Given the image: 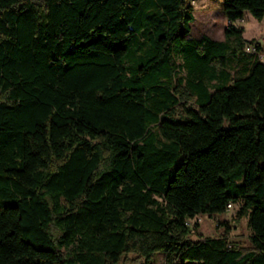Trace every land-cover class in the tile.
Masks as SVG:
<instances>
[{"label": "trees", "instance_id": "1", "mask_svg": "<svg viewBox=\"0 0 264 264\" xmlns=\"http://www.w3.org/2000/svg\"><path fill=\"white\" fill-rule=\"evenodd\" d=\"M194 0H0V264H264V63ZM239 204L247 245L192 237Z\"/></svg>", "mask_w": 264, "mask_h": 264}, {"label": "rangeland", "instance_id": "2", "mask_svg": "<svg viewBox=\"0 0 264 264\" xmlns=\"http://www.w3.org/2000/svg\"><path fill=\"white\" fill-rule=\"evenodd\" d=\"M193 6L196 21L192 24L191 36L199 38L202 35H208L214 40H222L226 20L223 14V0H194ZM241 21H243L241 25L245 29V36L259 38L256 41L261 42L260 44L264 47V20L260 22L246 13L244 19L236 21L235 25H239ZM239 208V204H234L233 208L223 215H201L191 221V227L195 224H198L199 227L192 239L197 240L200 237L221 238L228 233L231 243L247 245L251 232L248 229L246 218L239 221L236 219Z\"/></svg>", "mask_w": 264, "mask_h": 264}, {"label": "built area", "instance_id": "3", "mask_svg": "<svg viewBox=\"0 0 264 264\" xmlns=\"http://www.w3.org/2000/svg\"><path fill=\"white\" fill-rule=\"evenodd\" d=\"M247 49H254V50L261 52V60H259V61L264 63V48L262 47V45L259 42L255 41L253 43L246 44L244 51ZM232 208H233L232 205L228 206V210H230Z\"/></svg>", "mask_w": 264, "mask_h": 264}, {"label": "crops", "instance_id": "4", "mask_svg": "<svg viewBox=\"0 0 264 264\" xmlns=\"http://www.w3.org/2000/svg\"><path fill=\"white\" fill-rule=\"evenodd\" d=\"M264 20V19H263ZM263 20L261 21V22H263ZM243 21H241V22H239V25H235V23H233V25L234 26H236V27H239V28H243L244 29V27L241 25V23H242ZM230 25V23L227 21V20H225V28L226 27H228ZM225 28H224V30H225ZM245 30V29H244ZM224 32V31H223ZM243 38L246 40V41H253V40H259V38H257V37H255V36H251V37H246L245 36V32H244V34H243ZM222 40H224V36H223V39ZM222 40H220V41H222ZM259 42V41H258ZM259 43H261V42H259ZM262 45V44H261ZM263 47V46H262ZM264 48V47H263Z\"/></svg>", "mask_w": 264, "mask_h": 264}, {"label": "bare ground", "instance_id": "5", "mask_svg": "<svg viewBox=\"0 0 264 264\" xmlns=\"http://www.w3.org/2000/svg\"><path fill=\"white\" fill-rule=\"evenodd\" d=\"M247 54L254 55L258 58V60H261V52L254 50V49H247L245 50Z\"/></svg>", "mask_w": 264, "mask_h": 264}]
</instances>
